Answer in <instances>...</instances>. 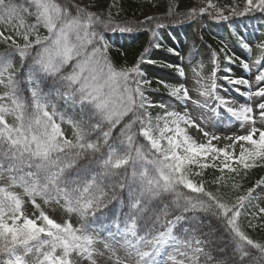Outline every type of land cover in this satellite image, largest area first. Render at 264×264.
I'll return each mask as SVG.
<instances>
[{"label": "snow or ice", "instance_id": "snow-or-ice-1", "mask_svg": "<svg viewBox=\"0 0 264 264\" xmlns=\"http://www.w3.org/2000/svg\"><path fill=\"white\" fill-rule=\"evenodd\" d=\"M28 5L0 0V264H97L98 244L114 264H184L169 248L188 264H264V241L252 235L264 231V176L243 183L264 168V40L249 63L253 41L233 26L236 18L264 15V0H206L185 13L170 5L166 16L135 24L117 19L115 3L106 11L79 0ZM203 14L228 23L248 58L212 52L211 73L198 81L204 102L192 101L211 115L197 123L184 84L157 79L153 87L142 68L157 64L145 59L150 48L135 65L117 66L106 33L156 21L147 30L150 46L161 49L158 30L168 25L160 21ZM221 53L229 65L223 69ZM237 63L248 73L257 69L254 81L232 75ZM163 66L185 75L180 65ZM225 84L247 101L221 95ZM161 88L182 112L153 100ZM213 119L235 121L245 134L218 146L221 137L207 130ZM53 204L68 218H53L46 210ZM207 237L223 247L213 249Z\"/></svg>", "mask_w": 264, "mask_h": 264}, {"label": "trees", "instance_id": "trees-1", "mask_svg": "<svg viewBox=\"0 0 264 264\" xmlns=\"http://www.w3.org/2000/svg\"><path fill=\"white\" fill-rule=\"evenodd\" d=\"M213 1L221 5L231 4L232 2V0ZM79 2L83 5H92L93 7L91 8V10L94 11H106L108 10L110 5H113V3H115V7H112L111 11L114 15L119 12V16L117 17V19L120 21L127 20L132 22L133 24H135V22L137 21H143L146 17L149 16H166L170 5L175 6L174 10L176 13H185L193 7L200 8L199 4H197V0H79ZM239 2L242 3V0H239ZM17 3L21 4L25 8L29 6L28 0H17ZM208 18L209 16H207V14H203L197 16L194 20L177 16L175 18H169L168 20L160 21L168 25L167 27L158 30L159 35L162 37L161 43L163 47L161 49H156L150 46L152 35L151 32L147 30L149 27L154 26L156 21H154L152 25H141L131 33H121L119 31L108 32L106 33V39L110 44L109 56L112 62L117 66L131 67L135 65L140 59L141 54L144 52V49L150 48V51L145 59L156 60L157 64H144L142 65V68L147 73L148 77L153 80V87H156L155 81L157 79L164 80L168 83L173 84L172 82H169V80H167V75L169 74V72L173 73V75L176 76H179V74L177 73L175 67L169 68L163 66L166 64H174L168 58L162 59L161 56L162 54L166 57L170 55L176 56V51L175 53H169L167 49L173 48L172 44L177 43L178 39L187 42L189 41V51L187 52L188 55L195 54L199 51L200 48L204 51V54L210 52L209 57H211L212 50H216L217 52H219L221 48L225 49V52L231 55L228 49L224 46L225 44L223 42L226 38H230L231 40L233 39L235 43H237L236 37L232 34V28L226 22L220 23L212 20L211 18ZM173 19L178 22L173 23ZM236 20L237 24L233 26L238 27V29H240L243 34L246 32L247 28H251V30H249V32L251 33L249 38L251 37V39L255 40L256 44L261 40H264V27L262 29H259L255 28V26H252L254 22H259V24L264 25V15L257 12L247 17L236 18ZM197 21L199 24V29L197 30V32H194V29H188V25L190 23H194ZM211 27L212 30L210 29ZM244 35L246 36V34ZM242 50L245 51L244 49ZM219 59L220 63L222 61L226 62L223 59L222 53ZM16 63L17 67H19L18 60ZM153 100L157 102H166L168 104H172L174 101L167 96L163 88H161L160 93L153 95ZM160 111L161 110L158 108L154 109L153 115L159 113ZM211 171L212 170L209 169V174H211ZM261 176H264V168L252 170L247 180L243 182L245 188L251 186V184ZM261 206H264V204L262 203ZM203 231L207 232L208 230L204 229ZM197 235L199 236V233H197ZM252 235L255 239L264 241V231L258 230L257 232L252 233ZM207 239L213 241V243L211 244V247L213 249H219L223 247V242L221 239H218L216 237H207Z\"/></svg>", "mask_w": 264, "mask_h": 264}, {"label": "rangeland", "instance_id": "rangeland-1", "mask_svg": "<svg viewBox=\"0 0 264 264\" xmlns=\"http://www.w3.org/2000/svg\"><path fill=\"white\" fill-rule=\"evenodd\" d=\"M197 4H199L200 7H204L206 4V0H197ZM222 23H225V22H222ZM198 26H199L198 21L194 23H190L188 25V29H194V32H197V30L199 29ZM252 26L253 27L255 26V28H259V29H262L264 27L261 24H259V22H254ZM210 29L212 30V27ZM250 29L251 28H247L246 32L244 33L246 34L248 38L251 35V33L249 32ZM239 31L241 32V30ZM232 40L230 38H227L225 40V43L228 44V49L230 53L231 54L235 53L238 57H241V58H248V53H246L240 47H238V45H236V43L233 42ZM172 47L177 52L176 56L170 55L166 57L162 54L161 58L162 59L168 58L171 62H173L174 65H180L181 67H183L185 75L183 77L175 76L173 75V73L169 72V74L167 75V80H169V82H172L173 84H184V86L188 89L191 100L187 104V111L191 114L192 118L196 120L197 123H200V120L202 117L207 118L211 114L208 112H205L204 109L200 108L198 104L193 103L192 101H198L200 103L204 102V97L200 95L201 83H198V81H201L202 77H208L210 75L212 67H213L212 62H211V57H209V53L202 55L203 54L202 50H200V52L196 53L195 55L194 54L188 55L187 52L189 48V41L187 42V41L178 39L177 43L172 44ZM252 49L253 50L251 53V57L250 59H248L249 63H251V60H254L256 56L258 55V50L256 48V43L254 41L252 44ZM211 55H212V51H211ZM220 65H221V69L229 66L227 65L226 62H223V61L220 63ZM201 66H202V70H201ZM231 67H232L233 76H237V77L243 76L245 78H249L250 80L254 81L255 75L258 74L256 68H252L251 73H248L239 65L235 64V65H231ZM223 75H225L224 71L222 70L218 71L217 73L218 77L222 78ZM218 82L224 83L222 79L219 80ZM225 88H226V91H221L220 93L221 95L225 96V98L234 99L237 103H245L247 101V98L242 97L231 86H228L225 84ZM245 90L246 89H244L243 87L241 88V91H245ZM3 91L4 89L0 88V92H3ZM253 91H255V88H253ZM251 102L255 104L257 102V98L253 97ZM209 103H212V101H209ZM213 106L215 105L213 104ZM172 107L175 108V110L177 111L182 112L184 110L183 106L181 104H178L175 101L173 102ZM207 130L214 132L216 135L221 137V140L218 146H223V144L229 143V141L225 140L224 137L245 134V130L241 129L238 126V124H236L235 121L229 122V120L216 121L215 119H213ZM189 132L197 140L202 139V134L196 128L194 127L190 128ZM28 210L29 211L32 210L31 206H29ZM46 210L49 212L50 215L53 216V218L57 219L58 222H61L63 219L68 218L67 215L59 208V206L55 204L49 205L46 208ZM77 220L78 218L73 217L74 224L77 223ZM108 243L112 246V248L115 249L116 255H118L121 259L127 258L123 247L117 244H113L112 241L110 240L108 241ZM97 249H98V254L95 257L97 264H114L115 257L112 255V252L110 250L105 249L103 244H98ZM168 251L176 255L177 262L183 260L184 264H188L187 258L179 255V253L176 251L175 248H169ZM179 251L183 252L185 251V249L181 247L179 248ZM99 253H102V255Z\"/></svg>", "mask_w": 264, "mask_h": 264}]
</instances>
